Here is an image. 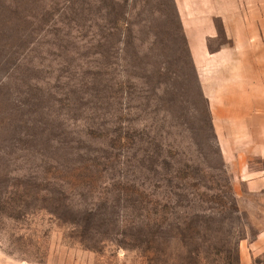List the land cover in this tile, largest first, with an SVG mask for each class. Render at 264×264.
Here are the masks:
<instances>
[{"label": "rangeland", "instance_id": "1", "mask_svg": "<svg viewBox=\"0 0 264 264\" xmlns=\"http://www.w3.org/2000/svg\"><path fill=\"white\" fill-rule=\"evenodd\" d=\"M220 138L175 0H0V264H264Z\"/></svg>", "mask_w": 264, "mask_h": 264}, {"label": "crops", "instance_id": "2", "mask_svg": "<svg viewBox=\"0 0 264 264\" xmlns=\"http://www.w3.org/2000/svg\"><path fill=\"white\" fill-rule=\"evenodd\" d=\"M175 2L223 157L249 193L263 192L264 0Z\"/></svg>", "mask_w": 264, "mask_h": 264}]
</instances>
